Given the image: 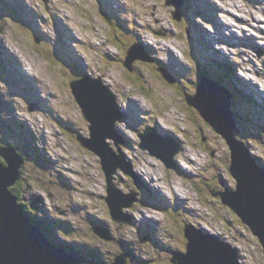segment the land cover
I'll list each match as a JSON object with an SVG mask.
<instances>
[{"label":"rangeland","instance_id":"374dc122","mask_svg":"<svg viewBox=\"0 0 264 264\" xmlns=\"http://www.w3.org/2000/svg\"><path fill=\"white\" fill-rule=\"evenodd\" d=\"M21 1L22 13L12 0H4L5 5L0 0V147L12 143L26 155L24 145L32 149L16 182L21 187L16 189L43 230L47 229L43 221L61 223L49 226L58 231L49 237L95 252L105 264L126 252L127 264H170L171 255L159 252L158 238L187 255L183 232L198 230L226 242L236 254V264H264L262 243L215 194L223 189L221 184L235 189L229 173L230 150L185 102L195 93L198 74L207 75V68L198 69L197 62L225 58L222 65L233 66L231 77L218 73L220 64L212 72L236 95L231 110L242 112L237 118L242 131L234 136L264 164V0H181L180 21L172 18L175 8L166 0ZM99 7L113 21L100 16ZM196 35L206 41L199 42L205 49L199 47ZM132 41L147 46L158 65L136 59L129 71L123 62ZM7 52L11 57H5ZM161 63L176 79L174 84L158 70ZM4 68L13 69L15 83L21 85H13ZM84 74L110 88L123 115L115 129L136 181L118 169L112 184L124 202L131 191L138 198L131 208L124 202L120 207L129 225L110 218L109 186L100 159L79 141L90 138V124L70 85ZM241 93L251 99L252 109L238 97ZM32 98L37 103L34 99V108L28 111ZM147 126L179 145L174 167L139 147V133ZM106 143L115 150L112 140ZM149 213L155 219L144 222L143 214L153 217ZM180 213L185 220L176 221ZM98 227L108 231L112 240L97 236L93 229ZM147 233L155 237L145 240ZM142 258L148 259L140 263Z\"/></svg>","mask_w":264,"mask_h":264},{"label":"water","instance_id":"95a60500","mask_svg":"<svg viewBox=\"0 0 264 264\" xmlns=\"http://www.w3.org/2000/svg\"><path fill=\"white\" fill-rule=\"evenodd\" d=\"M167 5L178 9L181 7L176 0H169ZM172 16L180 20L177 13ZM136 59L152 61L142 52L139 44L129 49L123 64L132 71ZM162 75L168 83L174 82L164 72ZM70 87L83 117L90 124V138L79 139L80 144L100 159V166L109 186L106 202L112 218L117 222H126L127 219L119 211L125 199L112 184V174L119 169L131 178L134 176L130 164L125 161V156L119 149L122 140L115 126L122 114L116 105V98L107 85H102L100 79L92 80L85 76L73 81ZM186 103L228 145L231 153L229 172L237 185L235 191L221 195V198L249 226L262 243L264 252V172L257 167L244 143L233 134L238 133V130L230 110L231 96L219 83L208 77H201L195 94L187 97ZM139 138L141 149L163 160L168 167L173 165V157L180 147L171 137L161 138L156 128L146 127L139 133ZM108 139L114 142L117 153L106 143ZM23 162L13 147L0 148V264H93L92 261H85L84 258L53 245L31 223V217L24 212L18 198L9 190L19 181ZM135 201V195L131 194L124 203L130 207ZM94 232L100 238L110 240L107 231L95 229ZM185 237L188 241V253L180 258L178 264H236L235 252L217 237H203L192 232H185ZM113 264H125V258L119 257Z\"/></svg>","mask_w":264,"mask_h":264},{"label":"trees","instance_id":"16d2710c","mask_svg":"<svg viewBox=\"0 0 264 264\" xmlns=\"http://www.w3.org/2000/svg\"><path fill=\"white\" fill-rule=\"evenodd\" d=\"M220 67H221V69H219L220 70V72H223V73H221L222 75H225V74H230V67H229V65L227 64V65H225V64H220ZM206 73H208L207 71H205ZM219 72V71H218ZM216 79V78H215ZM217 80V82H219L220 83V85H223L224 87H225V89H226V86L224 85V84H222L221 83V80L219 79H216ZM228 89V88H227ZM239 116L237 115V114H234V120H235V122H236V128L238 129V131L240 130V131H242L241 130V127L239 126V125H237V118H238ZM239 124V123H238ZM7 145H9V146H13L16 150H17V153L19 154V155H21V157H22V159H23V161L24 162H26V160H27V155H29V152H28V150H32V149H30V148H28V147H26V145H24V147L25 148H27V151H25L24 149V151L27 153V155L24 153V152H22L21 150L22 149H18L16 146H14V145H12V143H8ZM3 162V161H2ZM19 187V189H20V187H21V185L19 184V183H17L16 185H15V187H11L9 190H10V192L12 193V195H14L15 197H17L18 198V203L19 204H21L22 206H23V209H24V212L26 213V214H28L30 217H31V223L35 226V227H37V228H39L41 231H42V233L45 235V237L47 238V240L50 242V243H52V244H55L56 246H59L58 245V243H56L54 240H52L50 237H49V235H51V232L52 231H50L49 229H45V230H43V228L39 225V223H38V221L35 219V218H33L32 217V215H31V212H30V205L29 204H26V203H22V202H20L21 201V199L19 198V193H18V189H16V188H18ZM180 215L182 216V214L180 213ZM44 223V222H43ZM45 224V223H44ZM169 233H172V231L171 230H169ZM176 236V235H175ZM67 251H68V253L69 254H78V255H80V256H83V257H85V258H87L88 260H93L94 262H95V264H105V262L103 261V260H101L98 256H96L97 254H95V252H93V254L92 253H86L85 251H82V252H79L75 247H68V246H66V245H64L63 246ZM170 264H172V263H170Z\"/></svg>","mask_w":264,"mask_h":264},{"label":"bare ground","instance_id":"6f19581e","mask_svg":"<svg viewBox=\"0 0 264 264\" xmlns=\"http://www.w3.org/2000/svg\"><path fill=\"white\" fill-rule=\"evenodd\" d=\"M111 1H114V0H111ZM13 2L16 4V10H18L19 12H21L22 13V8H21V5H25L21 0H13ZM20 6V7H19ZM24 9V8H23ZM58 13V12H57ZM70 15V14H69ZM71 16V15H70ZM32 18V17H31ZM69 21V20H68ZM235 25H236V23H235ZM58 26V25H57ZM73 28V27H72ZM142 42V41H141ZM8 50V49H7ZM11 53V52H10ZM139 60V59H138ZM136 61V60H135ZM140 61V60H139ZM20 69V68H19ZM21 70V69H20ZM20 74V73H19ZM198 161V160H197ZM137 164H139V165H141V164H144V163H142L140 160L138 161V163ZM142 166V165H141ZM143 167H144V165H143ZM144 168H146V166L144 167ZM144 172V171H143ZM147 173H148V171H147ZM149 174V173H148ZM146 175V174H145ZM139 177L140 178H142V176H140V174H139ZM154 189V188H153ZM153 191H155V190H153ZM161 199V198H160ZM166 201V200H165ZM124 202V201H123ZM150 214V213H149ZM144 215V217H145V221L144 222H147V221H151L152 222V220H150V219H155V217L152 215V214H150V215H152L151 217L152 218H150V216L148 217V215H146V214H143ZM155 215V214H154Z\"/></svg>","mask_w":264,"mask_h":264}]
</instances>
